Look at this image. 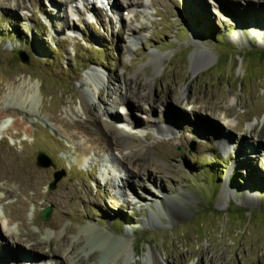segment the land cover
<instances>
[{
  "label": "rangeland",
  "instance_id": "1",
  "mask_svg": "<svg viewBox=\"0 0 264 264\" xmlns=\"http://www.w3.org/2000/svg\"><path fill=\"white\" fill-rule=\"evenodd\" d=\"M113 1L110 16L88 0L92 16L79 0H0V264H264V0H131V15ZM83 97L132 147L79 160ZM163 194L190 203L174 218Z\"/></svg>",
  "mask_w": 264,
  "mask_h": 264
},
{
  "label": "bare ground",
  "instance_id": "2",
  "mask_svg": "<svg viewBox=\"0 0 264 264\" xmlns=\"http://www.w3.org/2000/svg\"><path fill=\"white\" fill-rule=\"evenodd\" d=\"M74 1L75 0H73V1L72 0L71 1L65 0V2H67V4L69 5V8H74V7H72V3H74ZM80 1H83L84 10L86 11L87 14H91L93 16L94 14L97 15L99 13L97 8L94 9V7L93 8H92V6L90 7V3L88 2V0H79V2ZM84 1H85V3H84ZM219 1H222L223 3L230 5L231 2H234L237 0H219ZM132 2H131V0H127V3H132ZM50 3L53 4L52 2H50ZM123 3H125V2L123 1ZM133 3H134V5L131 7H125L123 12L126 15H131V13L134 12L133 10H134L136 3L135 2H133ZM197 3L198 2H195V1L193 3V0H191V7L198 8L197 6L199 4H197ZM105 5H106L107 9H105V7H104L102 10L109 13L110 16L115 15L117 13L116 11H117L119 6H118V4L116 5V3L113 0H106ZM126 9H128V11H125ZM29 90L30 89L27 88L26 90H22V91H20V90L11 91L9 93L10 94L9 95L10 100L13 103H15L14 101H19V103H22L20 105L23 108V105L26 104L25 101L30 100L29 99L30 98ZM13 97H15V98H13ZM127 100H128V98H123V100L120 101L121 103L119 104V106L127 105L128 104ZM80 102H81L80 104H81V107L83 110L84 118L83 119L81 118L82 120H80V121L68 122V128L73 132L76 131V133L74 132L72 135H74L77 139L80 140V142H78L79 143V152H80L78 157H79L80 161H82L84 159L83 155L87 156V155H90L92 153V155H91L92 159H90V162H91L95 158V157L93 158V156H95V153H94L95 148L99 149V152H101L100 151L101 148L104 149L105 152L106 151L110 152L111 150L116 149V148L119 149L120 151H122L123 149L128 150L130 147H132V145H131L132 139H129V136L127 134V130H125V129L122 130V128H120V127L118 128L114 124V123H116L115 117H113V116L108 117V115H107V119L105 121H103V120L100 121L99 117L95 116L92 113L94 106H93L92 102L89 101V99H87L86 97H83ZM17 104H18V102L15 103L16 106H17ZM129 107L131 109H136L135 107H131V106H129ZM105 114H106V112H105ZM167 117L171 118V120L174 121L172 123H174L178 126L177 123L180 122V119L178 116L175 115L174 117H172V116L167 115ZM173 118H176L178 121L176 119L173 120ZM172 123H170V124L172 125ZM207 124H209V126L208 125L207 126L210 127L209 130L214 135V138L219 142V144L222 145V147L226 146V144H228V141L226 139L227 137H225L223 134L219 133L214 128V126H212L211 123H207ZM203 125H206V124H203ZM132 126H133V124H132ZM133 127H135V126H133ZM2 128H3V126H2V124H0V130ZM206 130H208V129H206ZM222 138H223V141H222ZM81 139H83V142H81ZM136 147L139 148V152L143 156L149 155V152H150L149 147L142 145V144H139ZM93 153H94V155H93ZM121 158H123L124 161L128 160L124 157H121ZM111 159L112 158H106V160L103 161V163L105 164L103 172H105L107 170L106 168L109 167L110 169H113L112 173H114V175H112V177H110V178H107V179L105 178L104 183L109 182L111 184V187L113 188V190L115 189L117 192L116 197L120 198V197H122V195L126 189V188L121 187V186L125 181L128 182V180L123 179V177L121 176L122 172L119 168H117V169L113 168L114 163H112ZM130 170L134 176H138L141 174L148 181H151L152 183L158 185V176L156 175L158 173L157 168L151 167V169L150 168L144 169L143 167H140V165L138 163H136V164L132 165ZM103 174H105V173H103ZM39 185H40V183L36 182L34 184V188L37 190ZM68 189L71 192L70 186H68ZM71 195L74 198L76 197L75 192H71ZM189 203H190V198H188V196L180 195V196L170 197L166 194H163V206L165 207L166 212L174 218H176L179 215H181L182 213H184V210H186V206ZM7 237H9V236H7ZM31 237H33V236H30V237L28 236L27 240H32ZM151 256H152L154 263L159 264V258L156 255V253L151 252ZM25 259H27V262L30 261L29 258H25ZM31 263H33L32 260H31Z\"/></svg>",
  "mask_w": 264,
  "mask_h": 264
},
{
  "label": "water",
  "instance_id": "3",
  "mask_svg": "<svg viewBox=\"0 0 264 264\" xmlns=\"http://www.w3.org/2000/svg\"><path fill=\"white\" fill-rule=\"evenodd\" d=\"M14 55L22 62L23 60L20 57V53L19 51L14 52ZM50 165H52L50 159L43 153V152H38L36 155V166L38 167H49ZM62 177V173H57L56 176H54V180L52 183H50L49 188L53 189L56 182L59 181V179ZM51 212V208L48 207L46 208V210L44 209L39 217L40 219L47 221L49 219V215Z\"/></svg>",
  "mask_w": 264,
  "mask_h": 264
},
{
  "label": "trees",
  "instance_id": "4",
  "mask_svg": "<svg viewBox=\"0 0 264 264\" xmlns=\"http://www.w3.org/2000/svg\"><path fill=\"white\" fill-rule=\"evenodd\" d=\"M226 48H228L227 46L225 47V49ZM249 52V51H248ZM256 53V52H255ZM257 55L258 56H262L263 57V55H264V51H257ZM200 165H206V163H201ZM240 214H243V213H245L244 211L243 212H239ZM237 215H239L238 213H237Z\"/></svg>",
  "mask_w": 264,
  "mask_h": 264
}]
</instances>
